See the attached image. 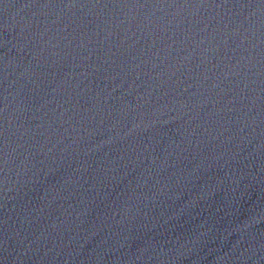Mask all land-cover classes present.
Segmentation results:
<instances>
[{
    "label": "water",
    "instance_id": "water-1",
    "mask_svg": "<svg viewBox=\"0 0 264 264\" xmlns=\"http://www.w3.org/2000/svg\"><path fill=\"white\" fill-rule=\"evenodd\" d=\"M0 264H264V0H0Z\"/></svg>",
    "mask_w": 264,
    "mask_h": 264
}]
</instances>
